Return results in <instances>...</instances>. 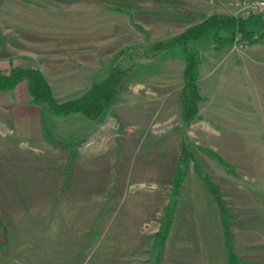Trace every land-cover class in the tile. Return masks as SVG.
<instances>
[{
  "label": "rangeland",
  "instance_id": "rangeland-1",
  "mask_svg": "<svg viewBox=\"0 0 264 264\" xmlns=\"http://www.w3.org/2000/svg\"><path fill=\"white\" fill-rule=\"evenodd\" d=\"M212 13L236 16L228 0H0V67H38L56 100L129 68L97 119L53 115L25 80L0 92V264H152L160 250L166 264H225L218 225L196 234L186 214L188 197L212 200L193 159L232 209L240 264H264V41L190 42L201 100L189 121L179 47L146 51ZM252 24H264L261 12ZM182 144L192 152L177 198L184 213L174 212L177 236L160 241Z\"/></svg>",
  "mask_w": 264,
  "mask_h": 264
},
{
  "label": "trees",
  "instance_id": "trees-1",
  "mask_svg": "<svg viewBox=\"0 0 264 264\" xmlns=\"http://www.w3.org/2000/svg\"><path fill=\"white\" fill-rule=\"evenodd\" d=\"M254 14L256 13H251L246 16H234L223 13H212L203 16L200 21L188 26L171 40L157 41L150 45L149 48H146V51L149 50L157 54L169 47H179L180 56L184 60V85L182 91L184 88L189 87L187 96L183 92L181 94L182 118L185 121H189L194 117H199L198 109L199 101L201 100L196 85V76L194 74V69H196L198 65V56L197 53L189 49L190 42L192 40H197L201 43V41L204 38L207 39L208 36L210 37V44L214 46L216 44L217 47L231 45L234 42L242 44L250 40L264 41V24L259 29H255L252 24ZM262 14L264 16V12ZM128 69L129 68L123 70L121 67L113 66L104 77L93 82L79 95L58 101L53 95L50 84L38 67L33 65L24 66L21 64L9 65L7 67H0V92L10 90L15 87L17 82L25 80L30 100L39 104L41 108L51 112L53 115L59 118H67L70 115H82L89 119H97L103 111L109 110L112 104L117 100L121 84L124 83V75H127ZM190 152L191 150H188V148L182 144L180 150L181 165L176 170L173 177L167 216L162 228L157 232V237L160 238V241H164L169 233L177 198L180 194V186L185 177L187 168L185 160L191 157L189 154H192V152ZM215 157L218 162L226 167H231L230 170L232 171L230 163L224 161L216 153ZM71 159L72 155H69L64 164L63 170L65 178H68L70 173ZM193 169L201 178L207 193L216 204L225 246V264H240L241 257L234 248L232 239L231 222L234 216L232 209L224 199L219 186L201 168L200 163L194 159ZM6 234L7 231L2 228L0 249L4 248V242L7 240L5 238ZM161 257L162 252L160 250L155 255L152 264H158Z\"/></svg>",
  "mask_w": 264,
  "mask_h": 264
},
{
  "label": "crops",
  "instance_id": "crops-1",
  "mask_svg": "<svg viewBox=\"0 0 264 264\" xmlns=\"http://www.w3.org/2000/svg\"><path fill=\"white\" fill-rule=\"evenodd\" d=\"M18 149H19V151L21 150L20 147H18ZM8 153L9 152H7V154ZM19 154L22 156L21 152H19ZM25 155H26V153H25ZM8 158L9 157H7V155H6L5 160L3 159V161L4 162L7 161L6 163L10 164V160ZM22 162H23L22 163L23 166L25 167L24 170L27 169V162H25L24 160ZM28 165H29V168H30V164L29 163H28ZM5 167L7 169L9 166H5ZM63 169H64V167H63ZM24 174L26 175V172H24ZM33 180H35V179H33ZM188 198H189L190 201H188V204H185L184 206L187 207L186 208V214H191L192 215L191 218L195 219L191 223V226L194 227V229L196 231V234H201V232H203V234L205 233L207 235L209 233V228H213L214 227L215 229H217V225H218V231L217 232L221 234V241L223 242V237H222V232H221V225H220V220H219V214H218V210H217L216 204L213 201V199L212 200L211 199L208 200L206 197H203L204 198L203 199V206H199V204H197L196 202H194L193 200L190 199L191 196L188 197ZM183 201H181V202H183ZM177 203H178V199H177ZM177 203H176V207H175L174 212L178 211V214L181 215L184 212H183V210H180V209L178 210V204ZM187 209H188V211H187ZM207 210L211 211L210 212V217H213V219L210 220V221L208 220L209 217H207V213H208ZM142 221L143 220L141 218L140 223ZM175 223L177 224L178 221H176V219H174V213H173V219H172L171 227H170V230H169V237L168 238H170V236H173V237L177 236L176 233H173V231H172V229L176 226ZM184 224L185 225H182V227L183 226L186 227L187 222L184 223ZM201 225H202V227H201ZM171 234H173V235H171ZM206 237L207 236L204 237L205 238L204 243H209L208 241H206ZM179 238H181V237H179ZM194 244H196V243H194ZM192 252L195 253L194 251H191V253ZM205 253L210 256V253L208 252L207 248H205ZM161 259H162V261H161L160 264H166V263H162L163 262V256H162ZM225 260H226V254H225Z\"/></svg>",
  "mask_w": 264,
  "mask_h": 264
},
{
  "label": "built area",
  "instance_id": "built-area-1",
  "mask_svg": "<svg viewBox=\"0 0 264 264\" xmlns=\"http://www.w3.org/2000/svg\"><path fill=\"white\" fill-rule=\"evenodd\" d=\"M228 3L235 9L236 16L264 12V0H228Z\"/></svg>",
  "mask_w": 264,
  "mask_h": 264
}]
</instances>
